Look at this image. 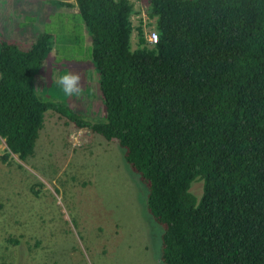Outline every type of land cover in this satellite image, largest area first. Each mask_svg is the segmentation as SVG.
Here are the masks:
<instances>
[{
  "label": "trees",
  "instance_id": "1",
  "mask_svg": "<svg viewBox=\"0 0 264 264\" xmlns=\"http://www.w3.org/2000/svg\"><path fill=\"white\" fill-rule=\"evenodd\" d=\"M60 3L91 39L104 115L45 100L53 35L2 40L3 163L33 157L56 111L122 148L161 229L160 264H264V0Z\"/></svg>",
  "mask_w": 264,
  "mask_h": 264
},
{
  "label": "rangeland",
  "instance_id": "2",
  "mask_svg": "<svg viewBox=\"0 0 264 264\" xmlns=\"http://www.w3.org/2000/svg\"><path fill=\"white\" fill-rule=\"evenodd\" d=\"M150 1L133 0L144 11ZM76 11L60 0H0V41L30 43L41 33L53 35L39 89L48 88L45 100L93 121L104 115L99 75ZM140 17L147 20L143 12L133 18L135 26ZM66 74L79 75V94L68 95L58 83ZM5 148L0 264H160L161 229L117 142L49 111L33 157L22 161L13 154L3 163ZM192 190L199 195L202 184Z\"/></svg>",
  "mask_w": 264,
  "mask_h": 264
},
{
  "label": "clouds",
  "instance_id": "3",
  "mask_svg": "<svg viewBox=\"0 0 264 264\" xmlns=\"http://www.w3.org/2000/svg\"><path fill=\"white\" fill-rule=\"evenodd\" d=\"M79 75L66 74L58 79V83L63 86L64 92L68 95L79 94Z\"/></svg>",
  "mask_w": 264,
  "mask_h": 264
},
{
  "label": "built area",
  "instance_id": "4",
  "mask_svg": "<svg viewBox=\"0 0 264 264\" xmlns=\"http://www.w3.org/2000/svg\"><path fill=\"white\" fill-rule=\"evenodd\" d=\"M148 40H149L150 43L155 44V43L158 42V35L156 33H151L148 36Z\"/></svg>",
  "mask_w": 264,
  "mask_h": 264
},
{
  "label": "crops",
  "instance_id": "5",
  "mask_svg": "<svg viewBox=\"0 0 264 264\" xmlns=\"http://www.w3.org/2000/svg\"><path fill=\"white\" fill-rule=\"evenodd\" d=\"M76 13H78V11H76Z\"/></svg>",
  "mask_w": 264,
  "mask_h": 264
}]
</instances>
